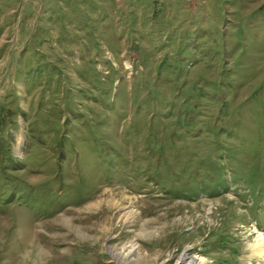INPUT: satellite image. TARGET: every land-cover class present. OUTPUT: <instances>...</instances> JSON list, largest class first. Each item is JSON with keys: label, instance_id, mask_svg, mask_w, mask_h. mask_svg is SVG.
<instances>
[{"label": "rangeland", "instance_id": "1", "mask_svg": "<svg viewBox=\"0 0 264 264\" xmlns=\"http://www.w3.org/2000/svg\"><path fill=\"white\" fill-rule=\"evenodd\" d=\"M0 264H264V0H0Z\"/></svg>", "mask_w": 264, "mask_h": 264}, {"label": "bare ground", "instance_id": "2", "mask_svg": "<svg viewBox=\"0 0 264 264\" xmlns=\"http://www.w3.org/2000/svg\"><path fill=\"white\" fill-rule=\"evenodd\" d=\"M130 215H131V214H130ZM125 216H128V214H126ZM130 218H131V216H130ZM128 219H129V218H128ZM186 256H187V255H185L184 258H185Z\"/></svg>", "mask_w": 264, "mask_h": 264}]
</instances>
